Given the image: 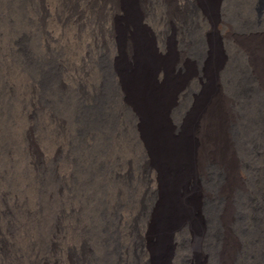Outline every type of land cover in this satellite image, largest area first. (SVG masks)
I'll list each match as a JSON object with an SVG mask.
<instances>
[{"label":"bare ground","instance_id":"1","mask_svg":"<svg viewBox=\"0 0 264 264\" xmlns=\"http://www.w3.org/2000/svg\"><path fill=\"white\" fill-rule=\"evenodd\" d=\"M0 264H264L261 0H0Z\"/></svg>","mask_w":264,"mask_h":264},{"label":"rangeland","instance_id":"2","mask_svg":"<svg viewBox=\"0 0 264 264\" xmlns=\"http://www.w3.org/2000/svg\"><path fill=\"white\" fill-rule=\"evenodd\" d=\"M235 1H237V0H235ZM262 1V4H263V7H264V0H261ZM263 10V9H262Z\"/></svg>","mask_w":264,"mask_h":264}]
</instances>
